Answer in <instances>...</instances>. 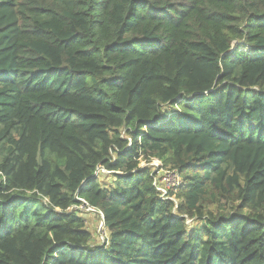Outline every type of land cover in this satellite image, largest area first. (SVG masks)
<instances>
[{"label": "trees", "instance_id": "obj_1", "mask_svg": "<svg viewBox=\"0 0 264 264\" xmlns=\"http://www.w3.org/2000/svg\"><path fill=\"white\" fill-rule=\"evenodd\" d=\"M0 264H264V0H0Z\"/></svg>", "mask_w": 264, "mask_h": 264}, {"label": "built area", "instance_id": "obj_2", "mask_svg": "<svg viewBox=\"0 0 264 264\" xmlns=\"http://www.w3.org/2000/svg\"><path fill=\"white\" fill-rule=\"evenodd\" d=\"M159 171H155V175L153 177V186L155 187L156 191L159 193L160 198L164 200H170V195H169V186L172 185L171 180H174V178L177 176V174L173 171H168L165 169H158ZM110 172L106 171L102 167H98L95 172V176L99 174H109ZM178 177V176H177ZM82 202L81 207H74V210L85 212V213H96L98 217L101 220L100 227L103 228V218L102 214L100 212H96L94 209L90 208L87 204H85L84 201L79 200ZM171 201V200H170ZM175 205V204H174ZM177 205H175V208ZM174 208V210H175Z\"/></svg>", "mask_w": 264, "mask_h": 264}, {"label": "rangeland", "instance_id": "obj_3", "mask_svg": "<svg viewBox=\"0 0 264 264\" xmlns=\"http://www.w3.org/2000/svg\"><path fill=\"white\" fill-rule=\"evenodd\" d=\"M140 166L151 168V170L153 172L159 171L158 169H160L159 162L156 160H150V162H148V163H145L144 161H142L140 163ZM103 175L105 176V178H102L103 179L102 184L107 185V184L111 183L112 178L109 177L108 174H103ZM171 183H172V185L169 186V188H170L169 191H174V193L170 197V200L173 202V204L178 205L180 200L176 197V187L179 185V178L176 176L174 178V180H171ZM89 221H90L89 226L91 229L90 231L93 235L94 242L100 243L101 241H104L106 235H104V233L102 232L103 228L100 227L99 221L93 216H90ZM186 222L189 226L192 225L190 220H187Z\"/></svg>", "mask_w": 264, "mask_h": 264}, {"label": "water", "instance_id": "obj_4", "mask_svg": "<svg viewBox=\"0 0 264 264\" xmlns=\"http://www.w3.org/2000/svg\"><path fill=\"white\" fill-rule=\"evenodd\" d=\"M103 220V219H102Z\"/></svg>", "mask_w": 264, "mask_h": 264}]
</instances>
